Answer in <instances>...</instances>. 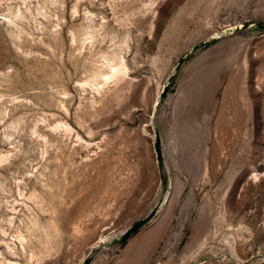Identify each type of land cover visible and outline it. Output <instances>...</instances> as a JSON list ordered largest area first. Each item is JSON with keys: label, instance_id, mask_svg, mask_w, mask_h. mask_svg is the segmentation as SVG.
<instances>
[{"label": "rangeland", "instance_id": "obj_1", "mask_svg": "<svg viewBox=\"0 0 264 264\" xmlns=\"http://www.w3.org/2000/svg\"><path fill=\"white\" fill-rule=\"evenodd\" d=\"M246 23L264 0H0V264H264V32L227 31Z\"/></svg>", "mask_w": 264, "mask_h": 264}, {"label": "water", "instance_id": "obj_2", "mask_svg": "<svg viewBox=\"0 0 264 264\" xmlns=\"http://www.w3.org/2000/svg\"><path fill=\"white\" fill-rule=\"evenodd\" d=\"M248 28L256 29V30H260V31L264 32V24H255V23L240 24L239 26H234L232 29L227 30V31L236 32V31L248 29ZM223 35L224 34H220L219 36H212L209 39L203 41L197 47L206 46V45L214 42L215 40L220 38V36H223ZM197 47H193L189 52L190 53L194 52L197 49ZM184 59H185V56H183L177 60L176 64L173 67L171 74H169V76L167 77L166 83L163 85V87H162V89L158 95L157 103L165 97L168 85H169L170 81L172 80V76L175 72H177L179 70V68L181 67V65L184 62ZM154 151H155L157 163L160 167V166H162V163H163V153H162V146H161V142H160V138H159V133L157 130H154ZM162 203H163L162 199L158 200L157 203L155 204L154 208L143 219L136 222L134 225L130 226L128 229L122 231L117 237H112L109 239V241H105V240L101 241L100 243H98L97 247L100 245L107 246V245H112V244H122L125 241H127V239L131 235H133L134 233L139 231L142 227L145 226V224L149 223L154 218V216L157 214V211L159 210V207L161 206ZM87 263H88V259H85L82 264H87Z\"/></svg>", "mask_w": 264, "mask_h": 264}, {"label": "bare ground", "instance_id": "obj_3", "mask_svg": "<svg viewBox=\"0 0 264 264\" xmlns=\"http://www.w3.org/2000/svg\"><path fill=\"white\" fill-rule=\"evenodd\" d=\"M233 27H234V26H233ZM233 27H232V28H233ZM232 28H231V29H232ZM215 34H216V35H215ZM215 34H214L213 36H217L218 33H215ZM121 68H122V67H121ZM122 71H124V70H122V69H120V68H119V69H114V70H113V74H117V73H120V72H122ZM121 74H123V72H122ZM116 76H117V75H116ZM160 91H161V89L159 90V92H160ZM157 99H158V95H157L156 101H157ZM161 205H162V204H161ZM160 207H161V206H160ZM160 207H159V208H160ZM120 233H121V232H120ZM120 233H114V234H111V235H109V236L103 237V238H101V239L98 241V243H100L101 241H104V240H105V241H109L110 238H112V237H117Z\"/></svg>", "mask_w": 264, "mask_h": 264}]
</instances>
